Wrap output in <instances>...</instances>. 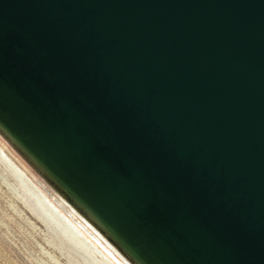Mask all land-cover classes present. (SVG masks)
Instances as JSON below:
<instances>
[{
    "label": "water",
    "instance_id": "water-1",
    "mask_svg": "<svg viewBox=\"0 0 264 264\" xmlns=\"http://www.w3.org/2000/svg\"><path fill=\"white\" fill-rule=\"evenodd\" d=\"M0 127L141 264H264V0H0Z\"/></svg>",
    "mask_w": 264,
    "mask_h": 264
},
{
    "label": "rangeland",
    "instance_id": "rangeland-1",
    "mask_svg": "<svg viewBox=\"0 0 264 264\" xmlns=\"http://www.w3.org/2000/svg\"><path fill=\"white\" fill-rule=\"evenodd\" d=\"M19 170L43 195L51 198L50 201L55 207L57 196L64 194L68 202L81 211L89 221L91 220L97 231L109 239L118 251L120 250L119 253L125 261L117 257L119 263L141 264L2 127H0V264H106L101 256L87 253L66 233L60 231L49 217V212L38 204L34 192L23 183ZM62 214L64 215L63 212ZM79 230L103 254L96 243L85 232Z\"/></svg>",
    "mask_w": 264,
    "mask_h": 264
},
{
    "label": "bare ground",
    "instance_id": "bare-ground-1",
    "mask_svg": "<svg viewBox=\"0 0 264 264\" xmlns=\"http://www.w3.org/2000/svg\"><path fill=\"white\" fill-rule=\"evenodd\" d=\"M2 155H4V153H2ZM10 164H12V166H15L11 162ZM19 173L23 183L29 186V188L36 195L38 204L45 211L49 212V217L51 218V220H53V222L57 225L60 231L66 233L71 238V240L74 241V243L82 247V249H84L87 253L101 256L106 264H113L112 262H114V264H121L117 260L118 258L125 261L121 256V254L119 253L120 250L118 251L117 250L118 248L116 249L114 247L115 245H113V243H111L109 239H107L99 231H97V229L95 228L96 226L94 227L92 225L93 222L91 223L90 222L91 220L89 221L85 216H83L81 211L77 210L71 203H69L68 199H66L63 196L64 194L63 195L59 194L57 196V199H55L56 201L55 205L64 213L63 215L62 212L58 210V208L55 207L53 203L50 201L51 198L48 199L45 195H43L20 170ZM77 227L81 229L83 232H85L96 243V245L100 248L103 254L107 256L109 259H107L99 251V249L93 243H91L90 240Z\"/></svg>",
    "mask_w": 264,
    "mask_h": 264
}]
</instances>
